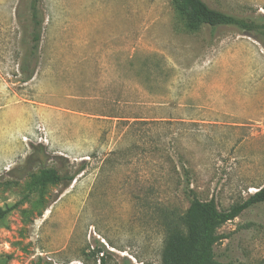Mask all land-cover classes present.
I'll use <instances>...</instances> for the list:
<instances>
[{
    "label": "rangeland",
    "instance_id": "374dc122",
    "mask_svg": "<svg viewBox=\"0 0 264 264\" xmlns=\"http://www.w3.org/2000/svg\"><path fill=\"white\" fill-rule=\"evenodd\" d=\"M238 17L264 0H204ZM29 0H0V264H161L187 187L221 210L264 184V46L196 31L171 0H40L39 62L20 81ZM49 169L71 176L37 184ZM219 264H264V203L218 227Z\"/></svg>",
    "mask_w": 264,
    "mask_h": 264
},
{
    "label": "trees",
    "instance_id": "16d2710c",
    "mask_svg": "<svg viewBox=\"0 0 264 264\" xmlns=\"http://www.w3.org/2000/svg\"><path fill=\"white\" fill-rule=\"evenodd\" d=\"M174 9L184 19V27L188 31H196L203 25L212 28L233 26L238 30L253 34L264 46V14L257 18L238 17L210 7L204 0H171ZM40 0H29L27 16L22 24L21 54L18 72L20 81L30 80L39 62V43L43 16L39 6ZM45 151L31 153L27 162L39 165L44 162ZM35 182L40 185L51 182H63L66 186L73 177H65L43 164L37 169ZM189 204L185 212L178 216L168 228L161 252V264H219L214 256V245L223 238L217 232L218 227L233 220L246 208L264 203V184L240 202L233 203L226 210L218 208L214 198L199 199L188 189ZM11 209L0 207V221Z\"/></svg>",
    "mask_w": 264,
    "mask_h": 264
}]
</instances>
